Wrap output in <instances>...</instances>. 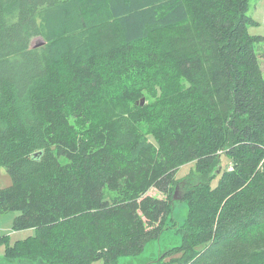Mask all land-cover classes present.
<instances>
[{"label": "trees", "instance_id": "1", "mask_svg": "<svg viewBox=\"0 0 264 264\" xmlns=\"http://www.w3.org/2000/svg\"><path fill=\"white\" fill-rule=\"evenodd\" d=\"M249 6L0 0V166L12 178L0 214L19 212L13 229L38 241L8 244L5 260L140 254L194 163L187 217L172 219L182 240L161 263L264 264V36L250 33Z\"/></svg>", "mask_w": 264, "mask_h": 264}, {"label": "rangeland", "instance_id": "2", "mask_svg": "<svg viewBox=\"0 0 264 264\" xmlns=\"http://www.w3.org/2000/svg\"><path fill=\"white\" fill-rule=\"evenodd\" d=\"M248 14L252 16L256 20V25H252L249 27V31L251 34L255 35H263L264 36V0H250V6L248 10ZM40 37H36L32 40V46L39 43ZM257 50L260 56V62L264 71V41L257 45ZM176 177L178 180H182L178 186L179 193L178 196H182L185 188L183 187L184 182L187 181H196L199 179L198 172L196 171L194 163H187L180 167ZM12 183V178L10 174L7 172L5 166H0V187L5 188ZM106 187L105 189H107ZM175 190H172L171 197L175 194ZM107 193L110 192L108 189ZM150 195L158 196V197H167L166 193L159 191L157 188L152 187L147 192ZM188 211L187 202L182 199H176L174 215L171 216L169 223L163 234L159 240L150 241L145 249L137 256H122L116 262L106 263L104 260L95 261L92 264H161L156 259L160 256L161 249L165 247H172L179 245L182 240L181 234L177 231V226H175L173 222V218L177 221V225H181L186 219ZM19 212L10 211L8 213L0 214V240L4 237L9 241L8 243L5 241H0V264H38L39 262L28 263L26 261H8L5 260V253L7 245H13L16 241L21 240L18 243L17 247L23 244H36L38 243L37 239L34 237L37 235L35 229H24V230H14L13 229V220L15 216ZM28 238V239H27ZM31 240V241H26ZM34 246V245H33ZM25 248V247H21ZM28 249V247H26ZM28 251H32V246ZM183 254L177 253L173 255H167L163 258L162 264H179L182 260ZM41 264H44L41 263Z\"/></svg>", "mask_w": 264, "mask_h": 264}, {"label": "water", "instance_id": "3", "mask_svg": "<svg viewBox=\"0 0 264 264\" xmlns=\"http://www.w3.org/2000/svg\"><path fill=\"white\" fill-rule=\"evenodd\" d=\"M44 43V40L42 39V38H40V40H39V43H37V44H35V45H33V46H40V45H42ZM145 97H142V99H141V104H144L145 103ZM178 193H179V189H178V185L176 186V190H175V194H174V199L176 200V199H182V196H178ZM176 204V203H175ZM186 217H187V215H186ZM184 223V222H183ZM183 223H181V224H183ZM165 230V229H164ZM163 230V231H164ZM177 231H178V227H177ZM162 234H163V232H162ZM162 234L160 235V237L159 238H157V239H153V240H151V241H154V240H159L160 238H161V236H162ZM146 247V246H145ZM173 247V246H172ZM171 247H165L164 249H161V250H159L160 251V256L156 259V261H158L159 263L161 262V259H162V257L164 256V254L170 249ZM145 249V248H144ZM139 255V254H138ZM127 256H137V255H127ZM122 257V256H121ZM120 258V257H119ZM119 258H118V260H119ZM18 261H22V260H18ZM23 261H25V260H23ZM26 262H28V263H32V262H30V261H26ZM162 264V263H161Z\"/></svg>", "mask_w": 264, "mask_h": 264}, {"label": "built area", "instance_id": "4", "mask_svg": "<svg viewBox=\"0 0 264 264\" xmlns=\"http://www.w3.org/2000/svg\"><path fill=\"white\" fill-rule=\"evenodd\" d=\"M1 227V226H0Z\"/></svg>", "mask_w": 264, "mask_h": 264}]
</instances>
